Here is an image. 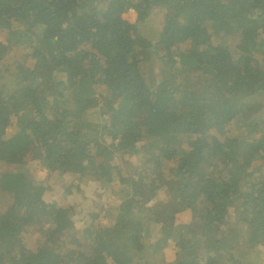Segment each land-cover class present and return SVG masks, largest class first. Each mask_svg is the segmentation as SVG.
Wrapping results in <instances>:
<instances>
[{
	"label": "trees",
	"instance_id": "obj_1",
	"mask_svg": "<svg viewBox=\"0 0 264 264\" xmlns=\"http://www.w3.org/2000/svg\"><path fill=\"white\" fill-rule=\"evenodd\" d=\"M10 41L0 264H263L264 0H0Z\"/></svg>",
	"mask_w": 264,
	"mask_h": 264
},
{
	"label": "rangeland",
	"instance_id": "obj_2",
	"mask_svg": "<svg viewBox=\"0 0 264 264\" xmlns=\"http://www.w3.org/2000/svg\"><path fill=\"white\" fill-rule=\"evenodd\" d=\"M123 18H124V20H125V22H126V26H127V28H129V26L131 25V24H134L135 22H136V20H137V13L134 11V10H130V11H128L125 15H123ZM26 39V44L27 45H29L31 42H33V41H35V38L33 37V36H29V37H27V38H25ZM8 43V45H5V46H7V48L5 47V46H3L1 43H0V56H4L5 57V68H10V64H11V61L12 60H15V59H22V60H24V62L25 63H32V60H31V58H29L28 57V53H29V51H24V49H26V44H24V45H21V49L19 48V50H20V52H16V51H14L13 49H12V47H16V46H12V42L10 41V42H7ZM12 46V47H11ZM27 81V80H26ZM25 81V82H26ZM50 92H51V88H50V90H49ZM259 98L261 99V101L263 102L264 101V95H260L259 96ZM264 104V103H263ZM96 144L97 145H100V142H97L96 141ZM146 158V154L145 153H143V155L142 156H139V157H137L136 159H132L131 161H130V163L128 164V166L130 167V168H133V167H135V166H139V164L144 160ZM115 164H116V162L112 165V166H115ZM0 165H2V167L4 166V163H3V161H0ZM37 172V171H36ZM36 172H33V173H24V175L22 176V175H20L19 177H18V179H20V180H22L23 179V181L24 182H30V179L31 178H33V176H34V174L36 173ZM130 169H128V171L126 172V174H130ZM29 177V178H28ZM15 180V177L13 176V177H10V178H6L5 179V177L3 176V174L1 173V170H0V193H1V191L4 189V186L5 185H11V183H13V181ZM30 184V183H29ZM31 187V186H30ZM29 193V190H27V194ZM2 196H3V198L4 199H6V198H8L10 195L9 194H3L2 193ZM5 196V197H4ZM69 198H71V196H69ZM103 198H105L106 200H108L109 198H110V194L109 193H106L105 195H103ZM21 199H22V197H21ZM25 201L24 200H21V203H24ZM84 202V199L82 198V197H78V196H76L75 195V197H72L71 199H70V202H69V205L71 206V205H73V206H75L77 203H83ZM153 204H151V206H152ZM55 208L56 209H59V207L58 206H55ZM1 209L3 210L4 209V207H3V205H2V207H1ZM176 208L174 207V210H175ZM152 212L151 211V209L149 208V207H147V208H145V209H143V210H141L140 212H139V217H144L146 214H147V212ZM135 217H136V213H135V215H134ZM45 220H43V222H44ZM39 229V227H34V229H33V231L31 232V234L32 235H34L36 232H37V230ZM239 233V234H238ZM241 233H242V230L240 231V232H238V230H235V231H232V234H230L229 236H228V238L229 239H232L233 240V242L234 243H236V244H238V243H240L241 241H239L240 239V237H241V240H243L244 238H245V236L244 235H241ZM158 236L159 237H161L162 236V234H161V232H158ZM259 247V246H258ZM259 249V254H261L260 256H257V258H256V260L255 261H257V260H260V259H263V264H264V250H263V247L261 248H258ZM158 264V263H157Z\"/></svg>",
	"mask_w": 264,
	"mask_h": 264
}]
</instances>
